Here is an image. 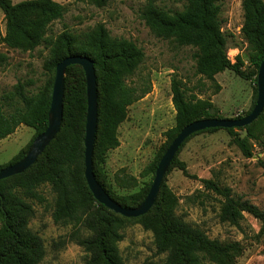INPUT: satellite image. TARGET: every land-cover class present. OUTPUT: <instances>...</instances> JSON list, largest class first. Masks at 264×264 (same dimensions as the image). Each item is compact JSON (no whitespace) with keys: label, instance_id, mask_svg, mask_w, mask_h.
<instances>
[{"label":"trees","instance_id":"16d2710c","mask_svg":"<svg viewBox=\"0 0 264 264\" xmlns=\"http://www.w3.org/2000/svg\"><path fill=\"white\" fill-rule=\"evenodd\" d=\"M73 1L103 7L109 0ZM184 1L181 9L173 10L146 0L140 16L157 36L196 49L193 56L197 74L213 79L215 74L227 69L244 79L251 78L252 73H244L240 69L243 63L240 56H236L235 63L227 56V38L221 30V0ZM241 4L244 19L240 31L247 43V60L255 67L253 73L257 76L264 57V0H241ZM0 9L6 20L5 33L0 36V41L9 48L23 51L33 50L48 41L49 56L45 68L53 74L46 86L35 93L26 92L21 82H17L13 90L0 93V140L11 135L20 125L35 130L33 139L42 132L47 126L56 64L69 55H87L94 61L97 82V127L92 155L95 178L121 206H138L149 191L152 180L138 198L117 195L102 176L101 164L107 151L119 145L117 129L126 117L127 107L142 96L126 82L142 61V49L131 40L111 37L102 24H96L79 36L65 29L54 39H47L45 34L49 25L62 18L65 11L64 5L54 0L17 3L0 0ZM5 60L6 56L0 53V65ZM170 88L175 125L165 132L166 147L150 167L153 174L161 156L183 126L201 118H223L217 116L210 101L188 97L177 79H171ZM86 107L84 71L77 64L69 65L64 80L63 115L58 133L30 167L0 180V264H39L42 260L45 252L42 239L32 231L29 222L34 215L32 202L45 200L41 193L44 186L53 193V221L70 224L77 231L81 228L87 231V235L79 237L77 242L88 253L90 264H123L117 243L122 239L120 229L129 219L152 232L156 250L166 255L167 264H229L232 246L209 239L203 231L176 215L177 198L163 181L150 210L137 217L115 213L93 197L84 178ZM253 122L244 127L207 128L193 134L225 129L234 138L236 129H249ZM33 139L5 166L21 159ZM237 140L243 152L250 156L242 139ZM174 165L186 172L185 163L176 155L169 168ZM203 183L226 198L219 213L221 220L237 224L243 217V211L264 219V211L246 199H233L228 187H221L211 179H203ZM119 184L126 187V183Z\"/></svg>","mask_w":264,"mask_h":264},{"label":"rangeland","instance_id":"374dc122","mask_svg":"<svg viewBox=\"0 0 264 264\" xmlns=\"http://www.w3.org/2000/svg\"><path fill=\"white\" fill-rule=\"evenodd\" d=\"M17 3L24 0H11ZM65 7L62 18L54 20L45 36L54 39L67 29L81 35L102 24L111 37L124 38L142 49L143 58L135 72L126 78L142 96L127 107L119 124V145L107 151L101 164L102 176L117 195L138 198L153 178L150 167L166 147L165 132L175 125L171 100V79H177L188 97L210 101L223 118L243 117L256 100L255 67L247 60V43L241 34L244 12L241 0H221V30L227 38V56L232 63L240 56V69L252 73L244 79L232 70H224L208 79L195 71V48L173 39L157 36L140 16L146 0H109L103 7L85 1L54 0ZM166 9H181L184 0H153ZM5 15L0 9V36L5 33ZM0 53L6 60L0 65V93L13 90L17 82L28 93L43 89L53 74L45 68L49 44L42 42L33 50L12 49L0 41ZM257 70V69H256ZM35 130L20 125L0 140V167L23 152ZM245 143L250 156L237 142ZM186 165L167 171L164 185L177 198L175 213L211 240L231 245L229 264H264V219L243 211L237 224L221 220L219 213L226 198L207 188L203 179H211L230 189L231 197L246 199L264 211V111L251 128L236 129L233 138L225 129L203 131L190 136L176 153ZM133 178V179H132ZM119 183H126L120 187ZM42 203L33 201L34 215L29 226L44 246L39 264H90L89 255L77 239L87 235L70 224L55 223L53 193L41 188ZM117 243L123 264H167L166 255L156 250L152 232L133 219L120 229Z\"/></svg>","mask_w":264,"mask_h":264},{"label":"water","instance_id":"95a60500","mask_svg":"<svg viewBox=\"0 0 264 264\" xmlns=\"http://www.w3.org/2000/svg\"><path fill=\"white\" fill-rule=\"evenodd\" d=\"M77 64L84 71L86 82V121L84 134V178L93 197L108 209L125 217H137L147 213L157 197L160 185L165 177L169 165L179 147L191 134L207 128H239L253 122L264 109V57L260 62L256 86L257 95L251 111L238 118H201L182 127L175 138L170 142L161 156L155 169L151 186L144 200L136 207H124L115 202L103 189L93 172L92 155L97 127V82L94 70V61L87 55H69L60 60L55 66L50 105L47 114L46 128L37 134L27 151L17 162L0 169V180L15 174L22 173L30 167L45 147L58 133L63 115L64 80L69 65Z\"/></svg>","mask_w":264,"mask_h":264},{"label":"crops","instance_id":"0c3cea01","mask_svg":"<svg viewBox=\"0 0 264 264\" xmlns=\"http://www.w3.org/2000/svg\"><path fill=\"white\" fill-rule=\"evenodd\" d=\"M18 127H19V126H18ZM18 127H17V128H18ZM16 130H17V129H16ZM16 130H15V131H16ZM13 133H14V132H13ZM13 133H12V134H13Z\"/></svg>","mask_w":264,"mask_h":264}]
</instances>
